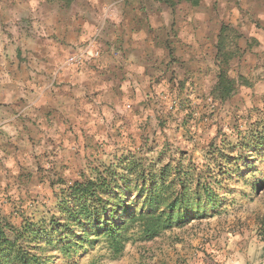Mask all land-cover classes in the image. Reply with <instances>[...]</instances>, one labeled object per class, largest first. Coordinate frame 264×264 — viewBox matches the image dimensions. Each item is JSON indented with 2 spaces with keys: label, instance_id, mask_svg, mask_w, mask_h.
<instances>
[{
  "label": "rangeland",
  "instance_id": "rangeland-1",
  "mask_svg": "<svg viewBox=\"0 0 264 264\" xmlns=\"http://www.w3.org/2000/svg\"><path fill=\"white\" fill-rule=\"evenodd\" d=\"M4 17H0L3 29ZM247 41L241 43L242 51H219V62L215 52L207 51V62L193 63L192 70L171 64L158 67L151 92L140 97L137 125L125 131L109 126L102 133L89 134V107H79L85 115L67 118L55 109L56 114L47 112L44 118L37 107L34 115L22 113L21 99L15 108L0 103V127H4L0 130V219L21 230L27 225L49 229L53 222L64 223L62 211L71 207L69 188L94 180L99 170L121 172L124 158L139 159L148 170L186 159L193 163L191 167L206 165L219 173L220 163L216 167L214 160L224 162L228 155L240 154L239 150L233 153L232 146L252 123L259 121L264 127V51L248 50ZM165 70L170 74L167 85L160 76ZM223 70L237 87V94L228 100L214 94ZM1 95L0 91V100ZM51 117L58 123L52 124ZM43 118L45 128L39 123ZM243 156L251 160V169L241 163L242 172L224 183L218 215L189 220L154 239H147L141 224L130 221L123 233L125 247L118 254L100 237L99 227V237H91L99 223L66 232L67 237L75 234L81 245L71 256L26 241L21 245L43 253L51 264H264V151Z\"/></svg>",
  "mask_w": 264,
  "mask_h": 264
},
{
  "label": "crops",
  "instance_id": "crops-1",
  "mask_svg": "<svg viewBox=\"0 0 264 264\" xmlns=\"http://www.w3.org/2000/svg\"><path fill=\"white\" fill-rule=\"evenodd\" d=\"M0 17V103L21 99L22 113L37 107L44 118L89 107V134L134 128L158 67L192 70L207 51L219 62V51H242L244 39L264 51V0H0ZM74 54L83 66L68 64ZM160 76L167 85L169 72Z\"/></svg>",
  "mask_w": 264,
  "mask_h": 264
},
{
  "label": "trees",
  "instance_id": "trees-1",
  "mask_svg": "<svg viewBox=\"0 0 264 264\" xmlns=\"http://www.w3.org/2000/svg\"><path fill=\"white\" fill-rule=\"evenodd\" d=\"M218 79L215 97L220 100L233 98L237 94L234 81L224 70ZM252 124L232 146V152L239 150L240 154L228 155L224 162L214 160L216 167L220 163L218 175L207 169L206 165L205 168L191 167V160L186 159H178L174 161L175 164L168 163L158 170L154 167L148 170L145 162L134 157L124 158L120 164L121 172L115 169L99 170L94 180H85L69 188L71 207L62 211L66 214L64 223L53 222L49 229L27 225L21 230L0 219V264L52 263V260H45L41 252L25 250L21 245L24 241L34 243V247L58 250L71 256L81 245L74 240L75 234L67 237L66 232L84 225L91 229L90 226L99 223L92 228L91 237H99L100 232L96 231L99 227L103 231L100 237L111 243L118 254L125 247L123 233L130 221L141 224L147 239H154L189 220L218 215L223 202L219 192L224 188V183L231 180L234 174L242 172L245 165L250 168L248 163L251 160L243 153L260 155L264 151V127L259 125V121ZM223 151L221 158L225 156ZM213 155L216 157V152ZM259 188L256 183L255 190ZM122 222L125 224L122 225Z\"/></svg>",
  "mask_w": 264,
  "mask_h": 264
},
{
  "label": "built area",
  "instance_id": "built-area-1",
  "mask_svg": "<svg viewBox=\"0 0 264 264\" xmlns=\"http://www.w3.org/2000/svg\"><path fill=\"white\" fill-rule=\"evenodd\" d=\"M68 64L81 67L84 65V54H74L69 56Z\"/></svg>",
  "mask_w": 264,
  "mask_h": 264
}]
</instances>
